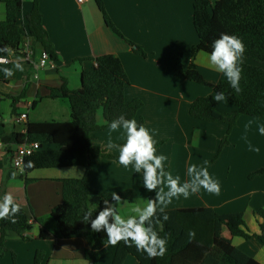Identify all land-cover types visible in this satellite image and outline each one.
<instances>
[{
    "label": "crops",
    "instance_id": "crops-1",
    "mask_svg": "<svg viewBox=\"0 0 264 264\" xmlns=\"http://www.w3.org/2000/svg\"><path fill=\"white\" fill-rule=\"evenodd\" d=\"M105 8L122 33L139 43L148 55L135 54L122 38L108 28L92 6L91 0L79 3L77 0H38V9L49 41L53 44L56 59L53 65L34 70L22 57L8 58L22 64L24 71H18L15 78L0 80V133H25L30 121H67L71 118V105L66 98L48 97V87L57 86L65 78L69 87L80 89L81 73L90 69L95 58L103 54L117 55L128 75L125 99L140 98L143 106L137 113L156 141V154L165 155L166 171L181 182L188 180L187 168L191 164L207 167L213 179L220 184V194L201 189L188 199L174 198L167 209L212 207L218 213L242 212L244 229L251 234L262 232L264 218L257 214L264 211V174H251L264 167V135L258 126L264 118L241 115L229 134V142L216 156L218 146L226 135L228 126L224 122L207 121L189 114L191 102L212 93L211 87L174 75L171 65L178 52L187 65L191 58V47L198 42L193 27V0H103ZM32 0H23L19 20L31 9ZM5 18V7L0 1V20ZM23 47V45H22ZM42 50L34 52L37 61ZM22 52V51H21ZM208 53L198 52L194 58L204 79L217 83L226 77L209 66ZM243 62H251L243 56ZM224 101V100H223ZM221 112H230L233 107L226 101ZM10 111L6 122L2 114ZM26 114L25 118H21ZM252 121L250 128L245 125ZM97 122H106L102 110L97 112ZM247 136V141L243 139ZM94 148H108L109 127L91 133ZM114 144L125 141V133L118 130L111 133ZM259 147L260 152L249 151L248 144ZM14 143L0 140V196L11 193L25 210L32 228L22 235L10 231L5 239L9 249L0 257V264H34L38 253L42 254L39 264H92L85 257L88 243L83 237L43 239L41 224L61 198V179L80 177L81 166L35 169L20 174L14 167L13 158L17 149ZM119 154V148L110 150ZM90 185L93 189L123 193L132 191L135 201L121 200L119 211L125 207L143 203L155 197L143 186V174L136 173L133 166L124 167L109 157H93ZM16 172L15 177L12 173ZM11 173V175H9ZM29 179V181L26 180ZM224 238L249 255L246 264H264V244L256 237L245 239L223 232ZM14 256V258H13ZM123 264H139L128 256ZM220 264H226L221 262Z\"/></svg>",
    "mask_w": 264,
    "mask_h": 264
},
{
    "label": "trees",
    "instance_id": "trees-1",
    "mask_svg": "<svg viewBox=\"0 0 264 264\" xmlns=\"http://www.w3.org/2000/svg\"><path fill=\"white\" fill-rule=\"evenodd\" d=\"M5 7V18L0 20V48L7 46L11 55L0 52V57H22V45L28 38L34 52L37 49L46 51L52 60L56 59L53 44L49 41L38 9V0H32L31 9L25 14L24 20H19L23 9V0H0ZM103 20L108 28L122 38L131 50L142 57L148 55L139 43L127 38L108 14L103 0H95ZM193 27L198 37L197 44L191 47V60L185 65L182 52L175 56L171 69L180 79L211 87L212 93L195 98L189 106V114L197 119L219 121L227 124L226 135L222 138L217 157L223 147L229 142V134L241 115L264 118V0H193ZM26 31V33H25ZM221 33L234 34L240 37L246 46L244 57L251 62H242V91L237 94L223 79L217 83L207 82L197 63L194 61L200 51L210 53L212 44ZM88 70L81 73L80 89L69 87L65 78L57 86L48 87V97L52 99L66 98L71 105V118L67 121H30L25 133H0L3 143L20 145L25 141L39 142L40 148L24 158L35 162V167L26 169V174L35 169L81 166L84 172L80 177L61 179V202L54 206L49 214V225L46 219L40 218V237L53 239L55 237H83L88 243L85 257L92 264H123L130 255L139 264H246L249 255L229 243L223 236L226 230L231 236H241L245 239L258 238L264 244V224L262 232L251 234L244 229L245 221L242 212L218 213L212 207L176 208L165 210L169 216L167 221L155 225L158 234L167 240V252L163 257L149 259L146 254L136 251L135 247H127L123 242L117 246L105 247L107 236L103 232L94 233L90 230V222L83 221L86 212L91 211L93 218L103 208V200L111 194L93 189L90 185L92 158L109 157L118 163L119 154H113L111 149L94 148L91 140L93 131L109 127L112 120L124 115L127 119H135L143 125L142 118L137 119V113L143 106L140 98L125 99V86L129 83L121 59L108 53L95 58ZM14 60L0 67L13 68ZM14 75L5 77L0 71V80L8 81ZM224 92L225 99L233 107L230 112L219 110V103L212 97ZM101 109L106 120L104 124L97 122V112ZM158 144H155V147ZM131 166V165H129ZM166 169V168H165ZM264 174V167L250 175ZM11 175V173H9ZM22 175V174H21ZM29 181L28 178H26ZM122 199L135 201L132 191L118 193ZM154 198V197H152ZM257 214L264 218V211ZM16 223L0 220V257L9 249L5 239L10 231L22 235L32 228L30 218L21 207ZM194 231L195 237H189ZM14 258V256H13ZM42 254L38 253L34 264H39ZM14 264L15 258H14Z\"/></svg>",
    "mask_w": 264,
    "mask_h": 264
},
{
    "label": "clouds",
    "instance_id": "clouds-1",
    "mask_svg": "<svg viewBox=\"0 0 264 264\" xmlns=\"http://www.w3.org/2000/svg\"><path fill=\"white\" fill-rule=\"evenodd\" d=\"M0 52H7L11 55V49L7 46L0 48ZM246 52V46L242 39L234 34L221 33L213 41L212 50L208 54L209 66L222 73L231 88L239 94L242 89L240 81L242 78V62ZM9 61L0 58V65H6ZM14 67H0L5 77L14 75V70L23 72L20 62H13ZM225 93L218 92L212 99L217 103L225 100ZM249 121L245 125L248 129L252 125ZM109 126V149L119 148L118 161L124 167L133 166L135 172L143 174V186L149 191H155L154 198H147L143 203H136L127 215H122L119 211L121 196L113 192L111 202L109 199L103 200L101 208L93 218L91 211L86 212L83 221L90 222V230L94 233L103 232L107 236L105 247H115L123 242L127 247H135L136 251L146 254L149 259L163 257L167 252V240L162 238L155 230V225L167 221L169 216L165 209L172 203L173 199L183 197L188 199L191 195L204 191L219 195L220 184L213 179L207 167H198L191 164L187 168L188 180L181 182L180 177H173L170 171L165 169V155L156 154V141L153 139L149 130L142 124H138L133 119H127L124 115L111 121ZM125 133V141L116 145L111 140V133L118 130ZM258 131L264 135V124L258 126ZM247 141V136L243 137ZM249 151L259 153V147L248 144ZM30 155V153H29ZM35 167V162L29 160L19 166V173L23 174L26 169ZM16 172L12 173L15 177ZM21 211V205L17 203L11 193H4L0 196V220H9L16 223V217ZM189 237L194 238L195 232H189Z\"/></svg>",
    "mask_w": 264,
    "mask_h": 264
},
{
    "label": "built area",
    "instance_id": "built-area-1",
    "mask_svg": "<svg viewBox=\"0 0 264 264\" xmlns=\"http://www.w3.org/2000/svg\"><path fill=\"white\" fill-rule=\"evenodd\" d=\"M77 1L79 3H82L85 0H77ZM22 52H23L24 61L28 62L35 71L38 70L39 68H44V67L53 65V61L50 58L49 54L43 50L40 52L38 60L37 61L35 60L34 50L31 47L28 38L23 44ZM0 58H4L7 61H9L8 58L6 57H0ZM25 117H26V114L21 115V118H25ZM39 148H40V143L36 141H33V142L25 141L24 143L18 145L16 149L15 157L13 158L14 167L19 169V166L22 165L24 162V158L28 156L29 153L30 155L33 154Z\"/></svg>",
    "mask_w": 264,
    "mask_h": 264
},
{
    "label": "rangeland",
    "instance_id": "rangeland-1",
    "mask_svg": "<svg viewBox=\"0 0 264 264\" xmlns=\"http://www.w3.org/2000/svg\"><path fill=\"white\" fill-rule=\"evenodd\" d=\"M91 1H92V6H93V8H94L95 11L97 12V14H99L98 7H97V4H96L95 0H91ZM220 103H221V106H222V107L225 106V104H226V99H225L224 101H221ZM2 116H3V117L5 116L6 118H4V120H5L6 122H9V120H10V111L7 112V110H4V114H2ZM129 209H130V207H125V208H124L125 212H128ZM225 231H226V230H225Z\"/></svg>",
    "mask_w": 264,
    "mask_h": 264
}]
</instances>
